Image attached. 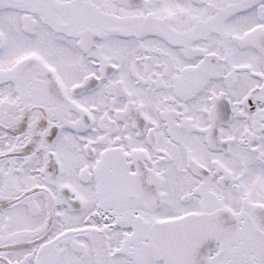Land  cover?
I'll return each instance as SVG.
<instances>
[{"label":"flooded vegetation","instance_id":"1","mask_svg":"<svg viewBox=\"0 0 264 264\" xmlns=\"http://www.w3.org/2000/svg\"><path fill=\"white\" fill-rule=\"evenodd\" d=\"M0 264H264V0H0Z\"/></svg>","mask_w":264,"mask_h":264}]
</instances>
